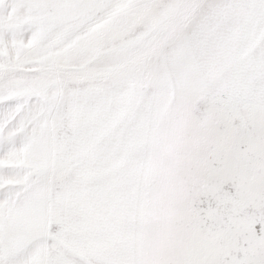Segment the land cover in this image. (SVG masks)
I'll return each mask as SVG.
<instances>
[{"label":"snow or ice","instance_id":"6c2138e0","mask_svg":"<svg viewBox=\"0 0 264 264\" xmlns=\"http://www.w3.org/2000/svg\"><path fill=\"white\" fill-rule=\"evenodd\" d=\"M0 264H264V0H0Z\"/></svg>","mask_w":264,"mask_h":264}]
</instances>
